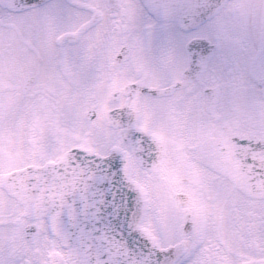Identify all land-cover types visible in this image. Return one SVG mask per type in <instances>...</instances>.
Wrapping results in <instances>:
<instances>
[{"label":"snow or ice","instance_id":"snow-or-ice-1","mask_svg":"<svg viewBox=\"0 0 264 264\" xmlns=\"http://www.w3.org/2000/svg\"><path fill=\"white\" fill-rule=\"evenodd\" d=\"M0 264H264V0H0Z\"/></svg>","mask_w":264,"mask_h":264}]
</instances>
